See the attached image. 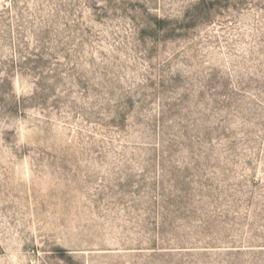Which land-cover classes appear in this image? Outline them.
I'll return each mask as SVG.
<instances>
[{
	"label": "rangeland",
	"instance_id": "rangeland-1",
	"mask_svg": "<svg viewBox=\"0 0 264 264\" xmlns=\"http://www.w3.org/2000/svg\"><path fill=\"white\" fill-rule=\"evenodd\" d=\"M0 264H264V0H0Z\"/></svg>",
	"mask_w": 264,
	"mask_h": 264
}]
</instances>
